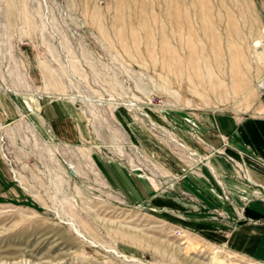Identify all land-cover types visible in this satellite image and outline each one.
I'll use <instances>...</instances> for the list:
<instances>
[{
	"label": "rangeland",
	"instance_id": "rangeland-1",
	"mask_svg": "<svg viewBox=\"0 0 264 264\" xmlns=\"http://www.w3.org/2000/svg\"><path fill=\"white\" fill-rule=\"evenodd\" d=\"M215 115H264V0H0V264H264Z\"/></svg>",
	"mask_w": 264,
	"mask_h": 264
},
{
	"label": "crops",
	"instance_id": "crops-1",
	"mask_svg": "<svg viewBox=\"0 0 264 264\" xmlns=\"http://www.w3.org/2000/svg\"><path fill=\"white\" fill-rule=\"evenodd\" d=\"M209 126L211 130L210 132L213 134L214 139L217 140V144L213 146V149L219 148V150L223 151L224 155L229 156L232 161L233 159L239 160L236 151H244V155L246 157L248 156L247 159H252L249 161L245 158L247 160L245 166L248 171V182L250 183V186L248 187L245 185L244 192L235 191V197L239 200L241 199L247 202L245 208L248 210L257 212L264 216V195L261 194V192H264V167L260 166V164L264 163V115L244 119L215 115L211 117ZM221 140L225 142V144L223 143L222 145ZM224 146H227V148H223ZM211 160L212 162L209 165H214V168L218 171L216 178H218L217 180L219 183H225L228 185V179L229 184L238 188V185L229 179V176H232L231 171H233L230 163L226 162L225 158L221 156H214ZM256 162L260 164H257ZM0 165H4V163L0 161ZM6 185L7 182L4 177V172H2V166H0V196L2 193L7 191ZM255 190L258 191V193L260 192V196L250 198L253 196ZM245 227V225L240 224L234 230H239L237 233L241 234ZM258 228L260 231V227ZM237 233L234 234L236 235ZM260 239L261 240H259L258 243L259 248L261 245L264 246L263 239ZM231 244L233 249L239 251L243 248V245L246 247L248 242L243 241V239H234ZM260 259L264 261V254L260 257Z\"/></svg>",
	"mask_w": 264,
	"mask_h": 264
}]
</instances>
